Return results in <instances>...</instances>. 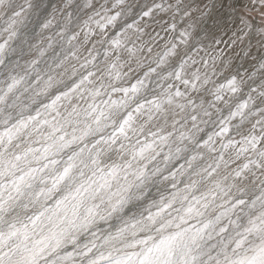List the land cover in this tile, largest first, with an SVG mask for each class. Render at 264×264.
<instances>
[{"label":"clouds","instance_id":"obj_1","mask_svg":"<svg viewBox=\"0 0 264 264\" xmlns=\"http://www.w3.org/2000/svg\"><path fill=\"white\" fill-rule=\"evenodd\" d=\"M0 264H264V0H0Z\"/></svg>","mask_w":264,"mask_h":264}]
</instances>
